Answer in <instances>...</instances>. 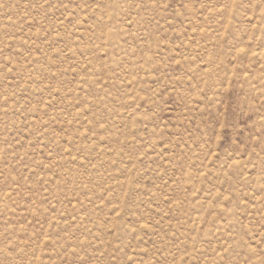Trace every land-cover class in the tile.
<instances>
[{
    "label": "rangeland",
    "instance_id": "374dc122",
    "mask_svg": "<svg viewBox=\"0 0 264 264\" xmlns=\"http://www.w3.org/2000/svg\"><path fill=\"white\" fill-rule=\"evenodd\" d=\"M0 264H264V0H0Z\"/></svg>",
    "mask_w": 264,
    "mask_h": 264
}]
</instances>
